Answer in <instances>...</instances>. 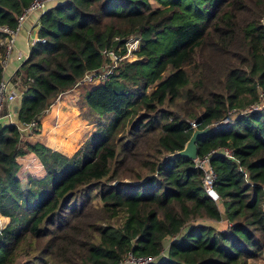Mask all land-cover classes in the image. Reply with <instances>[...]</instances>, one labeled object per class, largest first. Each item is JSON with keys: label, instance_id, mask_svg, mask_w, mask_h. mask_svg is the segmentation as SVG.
<instances>
[{"label": "trees", "instance_id": "1", "mask_svg": "<svg viewBox=\"0 0 264 264\" xmlns=\"http://www.w3.org/2000/svg\"><path fill=\"white\" fill-rule=\"evenodd\" d=\"M155 1L64 0L41 16L46 42L32 46L17 72L33 78L18 100L19 124L100 68L106 48L123 52L130 35L143 45L82 94V114L87 108L84 118L97 129L77 152L22 142L16 125L0 126V212L10 217L0 229V264H118L130 252L157 256L156 264L261 257L264 0ZM31 2L0 0V27H16ZM233 110L231 126L198 140L200 157L234 149V158L211 159L216 201L204 170L170 154L185 147L191 121L203 129Z\"/></svg>", "mask_w": 264, "mask_h": 264}, {"label": "built area", "instance_id": "2", "mask_svg": "<svg viewBox=\"0 0 264 264\" xmlns=\"http://www.w3.org/2000/svg\"><path fill=\"white\" fill-rule=\"evenodd\" d=\"M55 1L60 2L61 0H32L31 4L28 7L24 8V10L18 16L16 27H11L8 25H3L0 27V31L4 34V37L1 39V44L5 50L4 56L1 59V63L4 67V78L0 82V126L16 125L21 132L22 142H27L26 140L28 138H31L33 135H37L41 132V117L50 110L52 104H50V106L45 110V112H43L41 116H37L34 120H31L26 124H19L16 120V115L18 112L16 108L18 107L19 109L18 100L27 90L28 83L33 82V78H24L22 74H17V70L13 76L8 78L5 76V69L9 64V60L12 56L16 38L20 34L22 26L27 20L28 16L31 13L39 12L41 17L48 10V5ZM116 40H119V37H117ZM38 41L45 43L46 39L40 37ZM142 45L143 42L140 36L130 35L127 39H125V44L118 48L119 51L123 52H118L115 48H106L105 50H103V56L105 57L103 65L98 69L88 71L84 78L78 83V85L85 81L94 80H99L103 83L106 82L109 79L110 75H112L114 70L118 67L120 61L133 56L135 52L141 49ZM29 56L30 53L28 55L19 53L17 58L22 61L24 59L27 60ZM262 96H264L263 93ZM260 104L262 103H257L253 105L252 108L258 109L260 107ZM236 112V110H233L230 116L220 121L222 123L221 125L231 126L234 123ZM245 112L246 111H242L241 113L244 114ZM190 124L194 128L197 127L196 121L194 120L191 121ZM215 155H223L228 158H234L235 154L234 149L231 147L218 146L204 156H198V158L194 161L196 163V167L202 168L204 170L203 184L206 191L213 197L214 200L217 201L220 199V195L215 188L218 176L211 163V159ZM230 224L232 225V223ZM161 255H165V250L162 251ZM157 260V256L136 255L130 252L118 264H156Z\"/></svg>", "mask_w": 264, "mask_h": 264}, {"label": "crops", "instance_id": "3", "mask_svg": "<svg viewBox=\"0 0 264 264\" xmlns=\"http://www.w3.org/2000/svg\"><path fill=\"white\" fill-rule=\"evenodd\" d=\"M59 2V1H58ZM52 2L48 9L57 5ZM41 28V17L39 12L31 13L22 26L20 34L16 38L15 47L9 64L5 69V76L11 77L18 71L26 59L20 61L19 53L28 55L34 44L38 42L39 30ZM27 61V60H26ZM104 84L99 80L85 81L73 88L72 91L61 93L51 102L50 110L41 117V132L28 138V142H40L54 150L75 153L81 149L83 144L89 140L94 133L92 124L84 118L79 105L82 86H91L88 89ZM3 218V219H2ZM6 221V222H5ZM10 222V217L0 214V225L4 229Z\"/></svg>", "mask_w": 264, "mask_h": 264}, {"label": "water", "instance_id": "4", "mask_svg": "<svg viewBox=\"0 0 264 264\" xmlns=\"http://www.w3.org/2000/svg\"><path fill=\"white\" fill-rule=\"evenodd\" d=\"M18 110V107L16 108ZM221 122H213L207 125L205 128H194V131L186 143L185 147L175 153L170 154V157H186L192 160H196L199 156L198 154V140L199 138L209 135L212 132L218 130L222 127Z\"/></svg>", "mask_w": 264, "mask_h": 264}, {"label": "rangeland", "instance_id": "5", "mask_svg": "<svg viewBox=\"0 0 264 264\" xmlns=\"http://www.w3.org/2000/svg\"><path fill=\"white\" fill-rule=\"evenodd\" d=\"M62 1H64V0H62ZM62 1H60V2H62ZM151 2H152V4H153V6H159V4L155 1V0H150ZM59 3V2H58ZM164 76H167V73L164 75ZM159 83V82H158ZM158 83L156 84V85H154V86H152V87H150L149 88V91L151 92L152 90H154V88H156L157 87V85H158ZM89 87H92V85L91 86H87V85H85V86H82V89H80V92H81V95L82 94H84L87 90H89L88 88ZM73 90V89H72ZM71 90V91H72ZM66 92H68V91H66ZM88 112H87V108H86V111L84 112V116H86V114H87ZM93 120H95V119H93ZM90 121V120H89ZM90 124H92V128H93V132H95L96 131V129H97V125L95 124V123H91L90 122ZM91 138H92V136L91 137H89V140H91ZM88 140V141H89ZM87 141V142H88ZM86 142V143H87ZM86 143H85V145H86ZM85 145L83 144V146L81 147V149L82 148H84L85 147ZM114 183H117V182H114ZM98 202L99 201H95V203L96 204H98ZM0 214H1V212H0ZM124 217H125V213L124 212H121V214L118 216V218L117 219H113L112 220V222L115 224V225H119V224H121L122 222H124ZM3 219V218H2ZM6 222V221H5ZM223 223H225V222H223V221H220V222H218V224H222V226L220 227V228H228V227H230V222L228 223V225H227V227H226V225L225 224H223ZM224 225V226H223ZM0 227H3V225L1 224L0 225ZM249 264H264V249H263V251L261 252V257L260 258H258V259H252V260H250L249 261Z\"/></svg>", "mask_w": 264, "mask_h": 264}]
</instances>
